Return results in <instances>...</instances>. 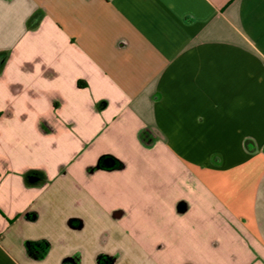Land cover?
Wrapping results in <instances>:
<instances>
[{
    "label": "crops",
    "instance_id": "crops-1",
    "mask_svg": "<svg viewBox=\"0 0 264 264\" xmlns=\"http://www.w3.org/2000/svg\"><path fill=\"white\" fill-rule=\"evenodd\" d=\"M6 53L0 264H264V0H0Z\"/></svg>",
    "mask_w": 264,
    "mask_h": 264
},
{
    "label": "trees",
    "instance_id": "trees-1",
    "mask_svg": "<svg viewBox=\"0 0 264 264\" xmlns=\"http://www.w3.org/2000/svg\"><path fill=\"white\" fill-rule=\"evenodd\" d=\"M8 54H0V71L6 61ZM98 168L102 169H113L121 166L120 161L110 155L102 156L98 162ZM1 176V175H0Z\"/></svg>",
    "mask_w": 264,
    "mask_h": 264
}]
</instances>
